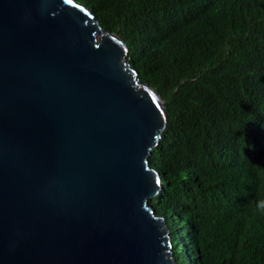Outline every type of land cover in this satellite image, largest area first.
I'll use <instances>...</instances> for the list:
<instances>
[{
	"label": "water",
	"instance_id": "1",
	"mask_svg": "<svg viewBox=\"0 0 264 264\" xmlns=\"http://www.w3.org/2000/svg\"><path fill=\"white\" fill-rule=\"evenodd\" d=\"M128 52L76 0H0V264H175L167 111Z\"/></svg>",
	"mask_w": 264,
	"mask_h": 264
},
{
	"label": "trees",
	"instance_id": "2",
	"mask_svg": "<svg viewBox=\"0 0 264 264\" xmlns=\"http://www.w3.org/2000/svg\"><path fill=\"white\" fill-rule=\"evenodd\" d=\"M76 1L164 100L149 204L176 264H264V0Z\"/></svg>",
	"mask_w": 264,
	"mask_h": 264
},
{
	"label": "clouds",
	"instance_id": "3",
	"mask_svg": "<svg viewBox=\"0 0 264 264\" xmlns=\"http://www.w3.org/2000/svg\"><path fill=\"white\" fill-rule=\"evenodd\" d=\"M82 5H84V4H82ZM85 6V5H84ZM87 7V6H86ZM87 9L88 10H90L92 13H93V11L91 10V9H89L88 7H87ZM94 15V14H93ZM96 19V18H95ZM119 35V34H118ZM129 53V52H128ZM128 58V57H127ZM128 60V59H127ZM132 67V66H131ZM133 68V67H132ZM135 69V68H134ZM136 70V69H135ZM137 71V70H136ZM138 72V71H137ZM138 77H139V75H138ZM141 80V79H140ZM142 81V80H141ZM148 84V83H147ZM152 87V86H151ZM153 88V87H152ZM154 89V88H153ZM155 90V89H154ZM156 91V90H155ZM157 92V91H156ZM158 93V92H157ZM159 94V93H158ZM160 95V94H159ZM161 96V95H160ZM163 99V98H162ZM167 126V125H166ZM166 129V128H165ZM165 131V130H164ZM164 133V132H163ZM163 135V134H162ZM161 138V137H160ZM159 141H160V139H159ZM159 143V142H158ZM153 151V150H152ZM151 155H152V153H151ZM150 155V156H151ZM149 166L151 167V168H154V169H156L155 167H153V166H151L150 165V157H149ZM157 170V169H156ZM158 171V170H157ZM159 173H160V176H161V184H162V174H161V172L160 171H158ZM163 185V184H162ZM162 189V188H161ZM160 192V191H159ZM159 192H158V194H159ZM157 194V195H158ZM156 195V196H157ZM155 196V197H156ZM152 198H154V197H152ZM152 198H150V199H152ZM149 199V200H150ZM149 200H148V203H149ZM150 205V204H149ZM258 208L259 209H261V210H264V201H261L260 202V204L258 205ZM154 209V208H153ZM155 213H156V211H155ZM156 215H157V213H156ZM157 216H159V215H157ZM159 217H162L163 218V220H164V223L167 225V227H168V229H169V226H168V224L166 223V220H165V217H163V216H159ZM170 236H171V232H170ZM171 239H172V237H171ZM172 253H173V251H172ZM173 258H174V255H173ZM175 259V258H174ZM175 264H176V261H175Z\"/></svg>",
	"mask_w": 264,
	"mask_h": 264
},
{
	"label": "bare ground",
	"instance_id": "4",
	"mask_svg": "<svg viewBox=\"0 0 264 264\" xmlns=\"http://www.w3.org/2000/svg\"><path fill=\"white\" fill-rule=\"evenodd\" d=\"M246 128V127H245ZM248 130V129H247ZM248 131H251V130H248ZM152 166V165H151ZM231 167V166H230ZM246 197V196H245ZM155 199V198H154ZM185 216V215H184ZM195 254V253H194ZM189 256V255H188ZM196 256V255H195ZM198 256V255H197ZM193 261V260H192ZM178 263V262H177Z\"/></svg>",
	"mask_w": 264,
	"mask_h": 264
}]
</instances>
